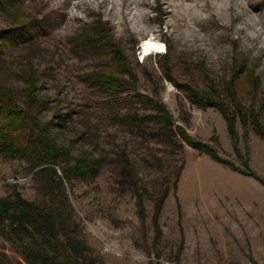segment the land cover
<instances>
[{"label":"rangeland","instance_id":"obj_1","mask_svg":"<svg viewBox=\"0 0 264 264\" xmlns=\"http://www.w3.org/2000/svg\"><path fill=\"white\" fill-rule=\"evenodd\" d=\"M0 1V95L25 107L33 86L32 111L70 150L68 165L94 162L85 177L64 181V222L83 239L85 257L95 264H264V139L238 116L237 153L222 114L193 106L162 68L168 62L178 84L199 91L226 93L232 82V109L253 113L264 130V0H18L11 11ZM103 23L124 67L114 64L105 39L101 49L90 45ZM151 36L166 52L142 59V40ZM113 68L129 83L117 95L89 79ZM161 105L239 170L180 146L174 125L149 118ZM124 117L140 120L129 125ZM15 184L25 199L43 201L28 161L0 152V198L13 197ZM10 238L0 234V264H25L28 240Z\"/></svg>","mask_w":264,"mask_h":264},{"label":"trees","instance_id":"obj_2","mask_svg":"<svg viewBox=\"0 0 264 264\" xmlns=\"http://www.w3.org/2000/svg\"><path fill=\"white\" fill-rule=\"evenodd\" d=\"M6 1L5 6L9 11L17 10L16 2L18 0ZM0 6H2L1 1ZM14 16H19V12L15 11ZM102 25V29H99L93 39L95 41H91L89 44L93 45L95 49H101L104 46L102 40L105 39L114 64L117 67H124L126 65L124 54L108 33L106 24ZM23 28H25L24 36H31L33 29H30L28 24ZM164 57L167 58V55ZM162 68L166 78L184 93L193 106L201 110L215 108L222 114L237 153H240L236 131L238 116L243 125L251 124L254 132L264 139V130L256 115L247 114L241 107L232 109L230 101L233 104L236 103L234 92L231 89L232 82L225 91L226 93H221L213 87L209 91H199L191 86L178 84L172 77L168 62H165ZM117 71L118 69L113 68L110 71L90 74L89 79L95 85H101L112 95H117L129 84L118 77ZM129 72L132 77L131 85L135 86L136 77L132 71ZM28 94L25 107L10 102L4 94L0 95V152H9L12 156L22 157L28 161L30 170L33 172V180L43 195V201L36 203L25 199L17 191L18 185H13L15 189L13 197L0 198V234L7 241L11 240L10 234L18 239L24 237L28 240L23 257L25 264H35V261H39L41 264H78L79 259H83L87 264H95L84 255L86 246L83 239L74 234L75 230H70L66 226L63 218L64 209L70 208L64 181L71 180L73 177H85L90 170H94V162L80 158L74 159V165H68V162L73 160L70 150L57 143L50 133L49 125L42 123L32 111L35 100L32 96L33 86L28 90ZM149 118L163 126L174 125L171 133L180 146L186 144L216 162L225 163L233 169L239 170L228 160L222 158L209 143L191 136L185 127L175 124L165 105H161L159 114ZM139 120L138 117L123 118V121L129 125H135ZM16 140L19 143L14 147ZM243 173L256 177L252 171ZM161 205L157 206L156 212L160 211ZM60 258H63V261ZM8 264L13 263L9 262Z\"/></svg>","mask_w":264,"mask_h":264},{"label":"bare ground","instance_id":"obj_3","mask_svg":"<svg viewBox=\"0 0 264 264\" xmlns=\"http://www.w3.org/2000/svg\"><path fill=\"white\" fill-rule=\"evenodd\" d=\"M166 52V45L161 41L156 39L154 36L145 38L141 43L140 57L144 59L150 55L164 54Z\"/></svg>","mask_w":264,"mask_h":264}]
</instances>
